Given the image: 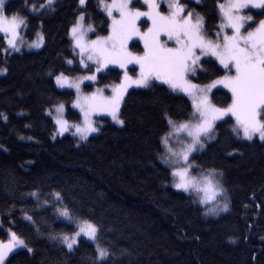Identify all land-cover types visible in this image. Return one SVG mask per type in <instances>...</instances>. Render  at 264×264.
<instances>
[{
    "label": "trees",
    "instance_id": "1",
    "mask_svg": "<svg viewBox=\"0 0 264 264\" xmlns=\"http://www.w3.org/2000/svg\"><path fill=\"white\" fill-rule=\"evenodd\" d=\"M23 3L8 0L7 6L29 16V26L23 29L28 39L42 20L46 44L14 54L7 62L0 55V67L8 68L0 75V112L8 117L7 122L0 117V237L12 219L14 230L32 235L36 249L31 255L17 250L9 257L11 264H52L62 257L59 246L46 236H35L23 219L22 210L35 213L36 201L28 195L34 187L43 189L41 200L50 189L61 191L67 203L102 224L101 245L111 242L132 253L119 257L118 264H264V145L258 139L254 143L237 140L229 124H221L218 138L204 152L194 154L198 164L215 166L225 174L229 211L213 217L202 215L203 209L191 203L189 194L166 185L164 166L151 163L157 134L165 127L164 106L173 114L190 106L187 97L166 85L155 82L154 88L128 90L122 103L124 126L98 117L101 131L90 136L89 142L77 147L69 134L53 140V124L44 108L60 100L66 102L69 119L78 116L71 108L74 92L57 88L48 75L50 69L64 66L63 57L72 54L65 32L76 0H59L57 11L44 15L28 13ZM96 4L97 0H90L91 22L96 33L106 34L107 17ZM212 8V0H204L203 10L210 16ZM215 23L208 20L210 28ZM133 49L142 51V46L136 43ZM118 74L119 69L107 73L97 85L117 82ZM36 219L42 228L58 232L72 227L53 222L50 208ZM93 248L91 241L82 238L75 255L62 258L66 264H88Z\"/></svg>",
    "mask_w": 264,
    "mask_h": 264
},
{
    "label": "snow or ice",
    "instance_id": "2",
    "mask_svg": "<svg viewBox=\"0 0 264 264\" xmlns=\"http://www.w3.org/2000/svg\"><path fill=\"white\" fill-rule=\"evenodd\" d=\"M7 3L0 0V55L5 62L14 54H22L24 48L41 49L46 44L43 21L41 30L29 40L22 33L29 26V16L10 10ZM212 3L210 16L203 10L204 0H97V8L107 17L106 34H98L88 11L90 0H76L73 20L65 32L72 54L63 57L64 66L50 69L48 75L57 88L74 90L71 108L78 109V116L69 119L66 102L60 100L43 109L53 124L51 138L70 133L79 147L100 133L96 116H108L116 125H125L122 103L129 88H154L159 82L173 93H182L190 106L175 114L164 106L161 117L165 127L157 134L151 163L163 165L164 183L189 194L191 203L198 204L204 216L229 211L230 199L224 171L198 164L194 154L204 152L218 138L221 124H229L237 140L254 143L258 138L264 145V0ZM23 6L32 15L52 14L59 0H24ZM209 19L216 21L211 28ZM136 43H142V51L133 50ZM130 65L135 67L130 69ZM115 69L122 71L118 82L93 91L82 88L85 81L91 82L87 88L99 84ZM7 71V67H0V75ZM0 117L7 122L3 112ZM42 192L34 187L28 193L36 201L35 213L22 210V216L35 236H46L59 246L62 257L75 255L82 238L94 245L86 258L88 264H118L119 257L132 255L129 249L111 242L101 245L104 226L67 203L61 191L50 189L41 200ZM49 208L53 222L59 220L72 227L60 232L42 228L36 215ZM8 215L11 217L12 211ZM8 223L0 237V264H11L9 257L17 250H26V255L36 251L32 235L14 230V220ZM62 257L52 264H66Z\"/></svg>",
    "mask_w": 264,
    "mask_h": 264
},
{
    "label": "rangeland",
    "instance_id": "3",
    "mask_svg": "<svg viewBox=\"0 0 264 264\" xmlns=\"http://www.w3.org/2000/svg\"><path fill=\"white\" fill-rule=\"evenodd\" d=\"M142 19H143V18H142ZM38 30H40V29H38ZM22 33L24 34L23 30H22ZM0 35H2V34H0ZM89 35L92 36L93 34L90 33ZM26 38H27V37H26ZM34 38H35V35H34V37H33L32 39H34ZM27 39H28V38H27ZM29 40H31V39H29ZM140 44H141L142 49H143V45H142V43H140ZM23 50H28V49H27V48H24ZM23 50H22V51H23ZM32 50H37V49H32ZM133 50H134V49H133ZM134 51H137V50H134ZM133 67H135V66H132V65L129 66L130 69L133 68ZM136 71L138 72V68L136 69ZM130 74H132V73H130ZM121 75H122V71H121ZM117 82H118V81H117ZM89 83H91V82L85 81V82H84V85H82V88L84 89V91H93L96 87L100 86V85H97V84L93 83L92 88L89 89V90H86L84 86L87 85V84H89ZM113 83H115V82H113ZM157 83H159V82H157ZM110 84H112V83H110ZM110 84H109V85H110ZM102 86H103V85H102ZM131 88H138V87L133 86V87H131ZM131 88H129V90H130ZM66 89H67V88H66ZM70 90H72V91L74 92L73 89H70ZM107 94H110V91H109ZM181 94H182V93H181ZM75 110L78 111V109H75ZM53 113H54V109H53ZM98 117H108V116H96V117H94V119L97 120ZM108 118L110 119L111 122H113V121L111 120L110 117H108ZM97 122H98V125H99V127H100V126H101V122L98 121V120H97ZM113 123H114V122H113ZM233 123H234V121H233ZM114 124H115V123H114ZM66 134H69V135H70V133H66ZM58 137H60V136H57V138H58ZM257 139H258V138H257ZM186 194H187V193H186ZM221 202H223V201L221 200ZM222 213H224V212H221L220 214H222ZM209 216H211V215H209ZM213 217H215V216H213Z\"/></svg>",
    "mask_w": 264,
    "mask_h": 264
}]
</instances>
